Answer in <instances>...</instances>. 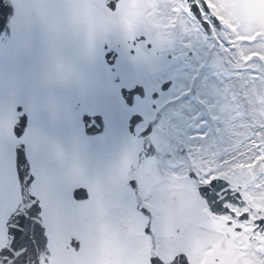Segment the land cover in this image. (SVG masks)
<instances>
[{
    "label": "rangeland",
    "instance_id": "374dc122",
    "mask_svg": "<svg viewBox=\"0 0 264 264\" xmlns=\"http://www.w3.org/2000/svg\"><path fill=\"white\" fill-rule=\"evenodd\" d=\"M13 1L18 6L19 12L14 24L15 40L9 50L0 54V247L6 242L4 233L6 219L13 209L12 206L18 201L17 185L11 164V161L14 162L17 143L12 130L19 116L16 107L22 105L25 112L30 115V125L35 126L32 133L30 129L27 135L31 149L42 157L51 156V147L45 151V145L50 138L53 143L55 140L54 126L51 123L54 124L55 109L59 101L57 86L60 83L67 86L69 91L71 82L75 81L79 86L88 83V86L94 87L90 92L94 99H102L108 92L105 95L107 99L105 106L110 119L116 116L121 108L112 74L107 81L102 75L104 59L97 52L101 42H98L97 36L99 28L109 23L110 28L106 36L110 38L112 44L116 43L120 36H132V32L137 29L145 31L148 27L154 30V33H148L149 39L161 42L167 37L165 34H168L165 28L171 23L177 24V21L172 19L173 16L175 18L172 8L183 19L182 21L185 19L180 15L181 8L178 7H181L180 2L173 3V0H121L116 12L106 9L105 0ZM220 1L222 0H210V3L216 4ZM234 1L236 7L232 9V15L234 14L236 21L239 20L243 27L242 32L239 30L238 34L251 35L252 31L256 32L259 29L264 31V9L247 14L245 1ZM253 6L262 8L264 0H247V10L249 11ZM236 10L239 13H236ZM88 18H91L90 23H93L94 34L86 28ZM154 25L157 27L155 28ZM190 27V39L181 41L177 49L173 48L170 51L174 54L172 59L161 56L156 64L153 60L154 55L150 54L152 56H148L149 64L169 67L170 71L163 70L164 73L171 76L174 74L177 78L176 87L182 91L190 79L196 80L195 77L201 66L205 65L203 63L211 58L209 63L213 68L204 75L195 94L214 109L211 116L216 123L210 127L214 150L212 155L216 152L213 157L224 159L223 168L219 169L217 174L223 172L222 176L230 180L235 188L242 189L247 185L249 189L244 190L243 195L248 208L256 209V212L251 214L252 218L264 217V41L252 47L239 46L236 51L227 49L223 56H219L213 50L210 56L205 48L212 50L213 43L204 45L205 40L200 38L198 30L193 25ZM230 30L223 34L227 40L232 33ZM45 37L48 39L43 40ZM262 37L264 39V35ZM232 42H235L234 37ZM141 64L143 67L146 66L142 62ZM240 66L251 68L248 76L244 77L243 72L236 71ZM213 73L218 79L211 77ZM191 85L193 88L196 87L193 82ZM50 100L52 106L48 108L47 104ZM63 102L65 104L64 100ZM47 109L52 111L50 120H47L45 114ZM200 111L204 116L205 110L201 107L190 109L186 113V118L182 117L184 120L179 119L173 125L175 133L180 132V138L183 128L189 129L190 125H193L191 121L194 119L193 114ZM175 112L184 116V112ZM44 118L48 125L45 132L50 131L52 134L50 138L42 139L40 136L42 134L37 130L42 132L45 129L41 127L45 123ZM223 123L233 129V137H226V141L218 139L221 127L224 128ZM259 125H262V129ZM72 128L69 132H72ZM159 135L163 136L161 130L158 131ZM81 143L83 147L88 144L87 141ZM84 150L90 159L92 152L88 147ZM239 154L243 156L239 158ZM86 155L84 154L82 160L74 158L76 169L73 170L72 175V178L79 176V180L83 183L90 182V178L96 181V178L90 175L91 166ZM167 161H162L158 165L155 160H151L150 167L144 169L147 176H140L143 196L153 199V203L162 209L161 214L156 216L151 235L145 232L148 219L133 210L129 202L125 201L120 206H114L112 211L107 213L105 202L96 199L90 203L76 204L72 196L68 195L67 199L58 201L56 177L48 173V169H53L55 172V160L51 164L44 162L43 168L39 171L44 183L38 181L37 189L42 195L48 194L44 202L50 208L46 225L51 236L53 264H149L152 241L156 242L158 253L163 259L167 260L174 255L176 251L175 247L173 249V240H180L183 237V224L186 221L190 223L200 220V223H207L206 228H223L222 220L211 221L210 226V220L206 221L205 216L199 214L200 202L197 194L195 195L193 182L188 179V170H185L184 179L179 180L175 176L182 175L181 171L176 173V168L180 166L176 165V168H172L170 167L172 165H167ZM171 161L175 165L176 159ZM198 162L200 165L197 168H204L214 163L211 160L206 163L200 160ZM82 166L89 167L81 169ZM125 171L126 168L122 163L114 164L110 171L109 184L117 185L118 178L124 179ZM168 173L169 175L174 173V177L166 176ZM90 183L94 188L96 187V183ZM73 186L68 184L63 187L65 190H70ZM153 189V196L147 195V191L151 193ZM123 204L125 206H122ZM118 208H124L126 212L119 213ZM258 210L261 213H258ZM59 211L61 213H58ZM59 216H62L61 220H58ZM169 220L170 223L175 224V228H167ZM58 232H62L66 237L64 245L59 244ZM191 234L193 235V232ZM70 236L80 239L78 252L70 248L66 249V242ZM210 239L215 243L208 242ZM205 240L208 242L206 245L210 243L218 245L223 251L222 246L225 248L223 254L219 255L220 259H213V264H257L256 259L260 260L254 256L255 248L248 252L244 247H239L241 244L249 245L244 240L233 249L226 248V244H223L217 235L205 234ZM195 257L198 260L196 255Z\"/></svg>",
    "mask_w": 264,
    "mask_h": 264
},
{
    "label": "flooded vegetation",
    "instance_id": "af4514ba",
    "mask_svg": "<svg viewBox=\"0 0 264 264\" xmlns=\"http://www.w3.org/2000/svg\"><path fill=\"white\" fill-rule=\"evenodd\" d=\"M172 28V25H169V29ZM167 36L163 41L156 42L154 40H150L146 42L145 37L143 40L145 44L140 47L136 48V50H132V53L135 55L133 59V63L140 62L139 64V74L135 75H128V78L133 81L135 86H142L143 92L139 95L138 103L134 101L132 98V105L127 107H122V111L124 113V117L118 115L112 122L108 119L107 125L104 128L102 134L96 136H86L87 137V146L86 147H78L77 144L71 147V151H61L60 153L56 154V175H58V183L60 186L69 184L71 182L79 183V176H75L72 178L69 173V166L68 160L72 159L73 153H78V149L82 148L85 149L88 147L89 151L92 152L91 158L88 159V162L91 163V167L97 173L101 174L102 177L108 175L113 164L121 163L124 161L125 158V151L127 142H132L136 145V151L138 152V156H142L146 153V147H151L152 154L155 152V145L154 142H159V139L162 142H170L174 141L175 134L174 130L170 129V134L167 136H154L153 131L149 134H146L147 127L151 124L157 126L160 122L164 121L167 117V109L173 107L172 104H165L166 98H169L174 91L176 90L177 85V78L174 74L171 75L165 74L163 70L170 71L169 67H159V65L151 66L147 61L148 56H152L154 63L158 64L160 57L164 56L165 58L172 59V55L170 51L175 49L179 46L181 41H185L189 36L187 34H177L168 33ZM103 49L105 51L109 50V45L107 39L105 40V36H103ZM170 46H166V45ZM131 42L128 41L126 38L121 40L115 44L116 50H118L121 54L128 52L129 46ZM136 45V43H135ZM171 47V49H169ZM177 49V48H176ZM110 51V50H109ZM145 61V67L142 66L141 62ZM164 64V61L162 62ZM149 68L147 72H145L146 68ZM151 67V68H150ZM144 71V72H143ZM123 73L126 74L124 68ZM122 83V80L120 79ZM167 84V87L164 85ZM169 90L167 91V89ZM166 95V96H165ZM134 102V103H133ZM95 101L89 97H77L76 103L72 107H60V110H70L72 111V115L75 119H79L80 114L84 111L92 112L96 110V112H103L105 114L104 109H97L95 107L91 108L94 105ZM98 108L104 107V103ZM172 110V109H171ZM136 114L142 117V121L139 124L133 125V129L130 132L127 128L128 122L130 124V118L135 116ZM106 122V121H105ZM79 122H76V127L78 126ZM154 128V127H153ZM77 132H80V128L77 127ZM167 132V130H166ZM86 138L79 137L78 141H84ZM56 146L55 148H58ZM45 151H47L45 149ZM87 156V155H86ZM31 157L35 160H40V154L33 152ZM48 160L47 157L44 158V161L40 162V165L43 166V163ZM120 160V161H119ZM119 161V162H117ZM37 168H35L36 170ZM41 169H38V172ZM36 173V171H35ZM80 184V183H79Z\"/></svg>",
    "mask_w": 264,
    "mask_h": 264
},
{
    "label": "snow or ice",
    "instance_id": "6c2138e0",
    "mask_svg": "<svg viewBox=\"0 0 264 264\" xmlns=\"http://www.w3.org/2000/svg\"><path fill=\"white\" fill-rule=\"evenodd\" d=\"M10 11L11 9H8L3 3H0V34L11 35V29L7 28V21L9 18ZM105 55L108 58L109 63L114 62L112 60L113 54L111 52H108ZM167 86H168L167 84L164 85V87ZM137 91L142 92V89L134 88L130 90V92L124 93V95L127 98V102L129 104L132 103L133 94H135ZM80 119L85 125L87 131L92 132L96 129L97 125H101L102 119L107 120V117L103 112L84 111L81 113ZM139 119H140L139 116H133L131 118L132 125H135L136 121H138ZM24 125H25V117L21 116L19 125L15 128V135L17 137L22 135L24 131ZM16 152H17V163L18 164L26 163L23 146L17 148ZM24 175L25 172L23 170L20 171L19 178L23 179ZM33 179L34 178L32 176H28L27 182L31 184ZM216 185H217V181L212 180L209 181L207 184L202 185L201 187V191L205 194L209 202H211L212 200H216V194L211 192V189L215 188ZM132 186L135 187L134 182ZM75 195L80 196L81 192L77 191ZM32 199H33V203L28 208L29 215H25V213L23 212H18L13 214L17 219V225L11 229V232L13 233V242L11 246L8 248H0V264H10V262L11 264H25L24 257L27 254L28 249L20 243V238L24 235V229L26 225L34 223V221L30 219V216L35 215L36 212H39L41 210L40 205L35 200V197H33ZM214 207L222 208V210L226 213L230 211V209L227 207V205L224 204L222 200L218 201L214 205ZM240 218L247 219L248 218L247 213L241 214ZM36 227L40 228V225L36 223ZM257 227L264 228V218H260L258 220ZM152 264H161V262L158 259H153ZM174 264H188V260L186 259L185 255L181 254L175 258Z\"/></svg>",
    "mask_w": 264,
    "mask_h": 264
},
{
    "label": "water",
    "instance_id": "95a60500",
    "mask_svg": "<svg viewBox=\"0 0 264 264\" xmlns=\"http://www.w3.org/2000/svg\"><path fill=\"white\" fill-rule=\"evenodd\" d=\"M0 3H3L8 9H11V11L9 12V18L7 21V28L10 29V21H11L12 13H13L12 7L8 4V2L6 0H0ZM9 37H10V35H8V34H0V47H5V45L8 43ZM18 170H19V173L22 170L25 172L24 178L21 179V181H22V183H24V182L27 183V181H28L27 178L29 176L28 164L27 163L18 164ZM26 201H27L26 202V211L24 213H25V215H29L28 208L30 207L33 200L31 198H29L28 196H26ZM30 219H32L34 221V223L26 225V227L24 229V236H22L20 238V243H21L22 239H26V240L30 241V242H28V246L26 247L28 249V251L24 257V261H25V264H37V261H38V264H42V262H43V257H42L43 256V246L45 249V243H44L45 239H44V235H43V229H42V226L40 223V219L38 218L36 213H35V215H31ZM36 223H38L40 225V228H41V230H39L37 232L34 230V228H37ZM40 242H42L44 244H42ZM45 255H46V253H45ZM153 259H158V258L154 256L152 258V261H153ZM10 264H11V262H10ZM161 264H163V263L161 262Z\"/></svg>",
    "mask_w": 264,
    "mask_h": 264
},
{
    "label": "bare ground",
    "instance_id": "6f19581e",
    "mask_svg": "<svg viewBox=\"0 0 264 264\" xmlns=\"http://www.w3.org/2000/svg\"><path fill=\"white\" fill-rule=\"evenodd\" d=\"M261 121H262V118H261ZM224 124V128L222 129V135L223 137H229V136H233V134H231L228 130L229 127H227V124L226 123H223ZM260 128L262 129V125H259ZM236 139V138H235Z\"/></svg>",
    "mask_w": 264,
    "mask_h": 264
}]
</instances>
